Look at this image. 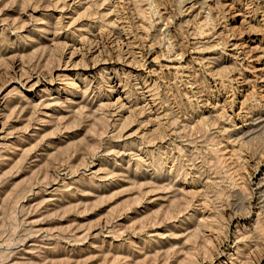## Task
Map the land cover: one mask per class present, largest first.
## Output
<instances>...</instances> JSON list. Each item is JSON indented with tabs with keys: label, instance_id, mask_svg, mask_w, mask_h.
<instances>
[{
	"label": "rangeland",
	"instance_id": "obj_1",
	"mask_svg": "<svg viewBox=\"0 0 264 264\" xmlns=\"http://www.w3.org/2000/svg\"><path fill=\"white\" fill-rule=\"evenodd\" d=\"M0 264H264V0H0Z\"/></svg>",
	"mask_w": 264,
	"mask_h": 264
}]
</instances>
